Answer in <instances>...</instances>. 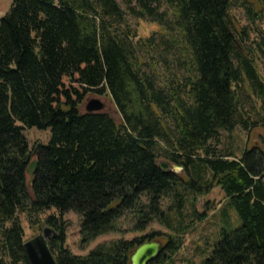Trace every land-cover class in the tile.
I'll return each mask as SVG.
<instances>
[{"label": "trees", "instance_id": "trees-1", "mask_svg": "<svg viewBox=\"0 0 264 264\" xmlns=\"http://www.w3.org/2000/svg\"><path fill=\"white\" fill-rule=\"evenodd\" d=\"M233 5L13 1L0 21V264H30L21 214L33 229L56 231L49 245L59 264H131L138 245L162 234L153 230L75 254L65 246L68 211L82 216L84 242L115 231L128 214L138 229L158 221L172 229L163 249L173 255L189 227L188 191L203 188L195 179L208 182L207 189L220 185L242 221L223 231L205 264H264V139L240 156L220 148L224 132L264 126V78ZM128 16L161 30L138 37ZM91 92L111 95L123 123L83 111ZM247 98L260 107L249 109ZM25 127L51 130L49 142L36 145L31 183ZM162 157L187 170L188 180L164 169ZM203 167L212 180L204 179ZM53 208L58 215L44 216Z\"/></svg>", "mask_w": 264, "mask_h": 264}, {"label": "rangeland", "instance_id": "rangeland-1", "mask_svg": "<svg viewBox=\"0 0 264 264\" xmlns=\"http://www.w3.org/2000/svg\"><path fill=\"white\" fill-rule=\"evenodd\" d=\"M13 1L14 0H0V21L10 9ZM231 12L237 27L239 29L246 28L247 33H249L246 38L248 39L250 47H252L251 50H253L256 57L258 69L264 78V0H234ZM128 21L138 34V37H146L155 31L161 30V26L157 22L146 21L132 16H128ZM259 43L262 47H259ZM66 85L69 86V81L67 80ZM95 97L104 102L105 107L103 112L109 114L116 123H123L122 114L114 99L109 94L89 93L83 103V111H86V102ZM245 100L247 101L246 105L249 106L248 108L253 111L260 107V102L257 100L255 101L254 98H247ZM253 106L255 108H253ZM23 133L29 140L34 160L37 158L35 149L37 143L47 144L51 137V130L50 128L40 129L38 127H25ZM263 139V125L254 127L250 132L242 126H238L232 133H223V140L220 148L233 150L236 155L240 156L244 152L246 146L248 148L255 145L263 146ZM159 163H165L167 165L166 169L175 172L180 179L184 181L188 180L189 172L187 170L168 163L163 157L159 159ZM201 164L204 166L203 163ZM203 169L205 175L204 179L212 180V171L206 169V167H203ZM195 180L197 184L201 185L203 188L201 190L190 189L188 191V196L192 199L190 201L197 199V202L195 206H193V202L191 203L190 201L185 203L186 208L184 212L187 215L185 223H188L189 227L183 234L182 245L173 255L170 253L169 249H163L162 253L165 255L164 262L158 264H205L215 245L221 239L223 231L232 232L242 224L238 211L220 185L214 184L207 189L208 182ZM167 202H169V200L166 201V204ZM196 212H206V214L199 220L194 218ZM50 213H56L58 215L59 211L53 208L47 211L44 216ZM20 218L23 221L26 231V239H30L41 233L44 226H46L44 225L40 230L33 229L25 214H21ZM63 219L66 226L65 246L70 248L73 253L81 255L88 254L101 243L121 238L132 239L143 236L153 230L162 233L158 236L157 240H160L162 244L165 245L168 235L172 233V229L158 221H145L143 223L144 228L138 229L136 220L133 218L132 214H128L120 219L117 224L118 229L115 231L102 234L88 242H84L81 235L82 216L78 212L68 211L63 215ZM169 254L171 256H169Z\"/></svg>", "mask_w": 264, "mask_h": 264}, {"label": "water", "instance_id": "water-1", "mask_svg": "<svg viewBox=\"0 0 264 264\" xmlns=\"http://www.w3.org/2000/svg\"><path fill=\"white\" fill-rule=\"evenodd\" d=\"M104 107V102L96 97L89 99L85 104V109L88 113L103 112ZM37 165L38 161L34 159L28 167L29 183L34 180ZM161 166L164 169L167 168L165 163L161 164ZM56 235V231L46 225L41 233L25 241L24 248L30 264H59L49 245L51 238ZM162 252L163 244L160 240H147L134 249L130 255V262L131 264H150L159 258Z\"/></svg>", "mask_w": 264, "mask_h": 264}]
</instances>
